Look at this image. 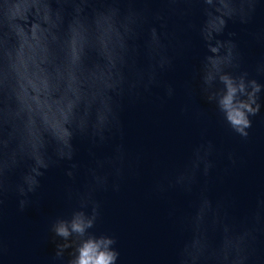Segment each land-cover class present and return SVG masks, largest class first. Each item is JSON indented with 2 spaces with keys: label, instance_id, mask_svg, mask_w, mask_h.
I'll use <instances>...</instances> for the list:
<instances>
[{
  "label": "clouds",
  "instance_id": "obj_1",
  "mask_svg": "<svg viewBox=\"0 0 264 264\" xmlns=\"http://www.w3.org/2000/svg\"><path fill=\"white\" fill-rule=\"evenodd\" d=\"M153 2L160 7H149ZM260 2L0 0V196L9 190L21 197L34 192L43 170L73 159L75 136L93 147L122 140L120 99L139 97L160 84V73L187 46L179 32L194 27L190 17L197 5L203 16L197 30L208 53L198 73L200 92L231 132L246 140L264 85L241 69L237 43L218 37L229 21L250 23ZM249 36L264 42V31ZM255 71L264 74V61ZM192 115L202 120L201 113ZM214 153L212 142L202 140L182 166L164 177L168 187L194 194L193 211L181 220L189 236L178 248L175 264H264V194L237 218L229 211L231 199L208 198L206 182L194 192L199 177H207L214 167ZM89 155L82 186L66 189L67 199L78 207L51 225L59 238L51 264L117 262L114 238L91 231L100 215L95 193L105 190L110 179L118 189L116 181L138 158L123 143L113 144L109 155ZM228 159L237 162L233 153ZM77 168L72 164L66 175L74 179ZM16 170H22L19 181L10 185L8 178ZM27 203L21 199L20 208Z\"/></svg>",
  "mask_w": 264,
  "mask_h": 264
},
{
  "label": "water",
  "instance_id": "obj_2",
  "mask_svg": "<svg viewBox=\"0 0 264 264\" xmlns=\"http://www.w3.org/2000/svg\"><path fill=\"white\" fill-rule=\"evenodd\" d=\"M148 6L160 7L156 2ZM194 9L190 17L194 27L179 32L187 46L160 73V84L146 92L142 90L139 97L126 95L120 99L122 140L114 138L93 147L86 139L75 136L73 159L43 170L34 192L21 197L9 190L0 196V264H51L59 242L51 225L59 218H68L78 207L74 199H67L66 189H79L84 183L90 151L103 157L111 154L115 143H123L130 156L138 159L116 181L118 189L112 187L110 179L105 190L95 193L100 215L91 231L114 238L113 247L119 253L116 264H175L178 248L189 236L181 220L193 211L194 194L168 187L164 177L182 166L202 140L214 145V167L207 177H199L194 192L206 182L208 198L213 202L231 199L234 205L229 211L237 218L258 195L264 194V89L260 93V111L250 117L249 136L242 139L231 132L215 105L200 92L198 73L208 53L197 30L203 16L198 5ZM260 31H264V0L257 5L250 23L229 21L218 38H231L237 43L242 55L241 69L264 85V74L255 71L256 65L264 61V42H254L249 36ZM228 33L236 35L229 37ZM167 87H171V95L167 94ZM184 108L188 110L182 111ZM194 111L202 114L201 121L193 119ZM228 153H233L235 165ZM72 164L78 166L74 179L66 175ZM21 171L10 174V185L19 181ZM158 184H163V190ZM21 199L28 201L23 209L19 205Z\"/></svg>",
  "mask_w": 264,
  "mask_h": 264
}]
</instances>
